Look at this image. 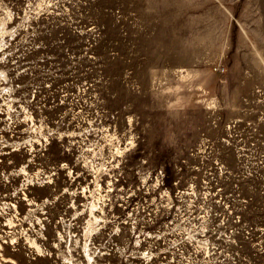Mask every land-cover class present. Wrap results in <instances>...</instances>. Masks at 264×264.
Listing matches in <instances>:
<instances>
[{"label":"rangeland","instance_id":"obj_1","mask_svg":"<svg viewBox=\"0 0 264 264\" xmlns=\"http://www.w3.org/2000/svg\"><path fill=\"white\" fill-rule=\"evenodd\" d=\"M1 45L6 103L20 118L27 106L30 141L50 140V184L33 190L60 203L45 236L84 233L85 218L75 233L59 221L74 199L107 210L110 229L120 203L159 214L212 158L242 219L264 221V0H0ZM38 263L0 250V264Z\"/></svg>","mask_w":264,"mask_h":264},{"label":"built area","instance_id":"obj_2","mask_svg":"<svg viewBox=\"0 0 264 264\" xmlns=\"http://www.w3.org/2000/svg\"><path fill=\"white\" fill-rule=\"evenodd\" d=\"M3 81L7 85L0 82V250L22 245L25 256L38 264H264V221L242 219L247 202L240 192L228 191V173L217 158L200 162V168L190 165L192 175L186 184H174L159 214L139 218L137 209L120 203L118 208L128 209L126 216L112 217L115 226L110 229L107 210L80 202L76 211L74 199L71 205L64 203L59 221L69 220L67 233H75L70 221L85 218L84 233L57 231L45 236L49 209L60 203L56 196L40 199L33 190L50 184L39 167L50 140L48 135L29 140L27 106H19L24 112L20 118L17 107L6 103L14 100L12 85ZM30 124L34 130L39 127L33 120ZM168 191L163 188L161 193ZM81 194L87 200L85 189Z\"/></svg>","mask_w":264,"mask_h":264}]
</instances>
